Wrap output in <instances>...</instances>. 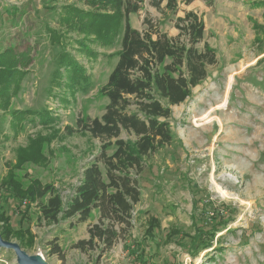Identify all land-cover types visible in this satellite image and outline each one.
Listing matches in <instances>:
<instances>
[{
    "label": "rangeland",
    "instance_id": "obj_1",
    "mask_svg": "<svg viewBox=\"0 0 264 264\" xmlns=\"http://www.w3.org/2000/svg\"><path fill=\"white\" fill-rule=\"evenodd\" d=\"M44 1L0 0V52L17 46L20 51L29 48L33 57L13 106L21 110L47 107L59 119L54 132L39 123H28L18 134L6 130L11 137L0 138V188L2 181L14 174L25 188L35 182L52 185L67 203L85 167L99 155L104 143L81 131L78 122L105 113L108 100L100 91L116 59L100 55L91 64L75 46L72 52L92 75L93 86L86 94L69 96V104L51 96V50L46 37L38 41L35 32L48 23L56 26L48 5L59 7L75 1H47V6ZM186 1L177 0L176 13L167 10L164 2L160 11L147 5L132 17L134 28L140 31L145 29L143 21L148 15L158 30L176 38L178 18L192 11L205 23V36L198 48L203 51L208 44L217 56L216 65L208 68L207 79L184 103L172 107L174 141L146 161L139 178L142 196L133 212L132 229L110 251L83 252L74 244L89 238L88 228L97 221L95 217L75 227L68 222L50 224L42 219L35 202L30 205L28 218L21 220L17 215L14 223L15 229L33 235V246L25 249L15 238L7 240L18 244L27 255L41 256L46 264H140L135 256L130 257L128 248L133 241L145 242L147 219L154 216L160 220L161 230L154 241L144 243L152 254L147 264H264V8L251 6L264 0ZM118 49V45L96 48L107 55ZM40 137L45 141L41 160L21 164V150H31L32 142ZM122 138L134 140L126 133ZM2 190L3 186L0 194ZM200 200L203 203L198 204ZM0 204L8 215L14 212L13 203L0 199ZM220 209L226 210L233 222L217 234L213 248L193 258L181 247L165 243L169 228L192 233L194 219L210 218ZM55 245L62 250L64 260L52 254ZM217 246L221 248L215 251ZM0 263L18 264L15 251L0 248Z\"/></svg>",
    "mask_w": 264,
    "mask_h": 264
},
{
    "label": "trees",
    "instance_id": "obj_2",
    "mask_svg": "<svg viewBox=\"0 0 264 264\" xmlns=\"http://www.w3.org/2000/svg\"><path fill=\"white\" fill-rule=\"evenodd\" d=\"M47 1L55 0H45L46 6ZM74 1L59 7L48 5L56 26L48 23L35 32V36L38 41L45 37L48 41L54 67L48 92L57 96L61 103L69 104V96L86 94L93 86L92 75L72 52L75 46V51L89 58L91 64L97 62L100 55L116 59L100 91L108 100L105 113L100 118H82L78 122L81 131L93 138H101L104 143L99 155L85 167L80 184L67 203L52 185L35 182L25 188L16 175L8 179L7 176L1 183L0 199L6 204L13 203L14 212L8 215L5 206L0 204V223L4 227L0 235L5 241L15 238L22 248L30 249L33 235L22 228L15 229L14 223L17 215H21V220L27 219L31 203L36 202L42 219L50 224L68 222L70 227H75L97 217V223L89 225V238L78 241L74 248L83 252L88 249L107 252L132 229L133 212L142 196L139 178L146 161L174 141L170 126L172 107L184 103L192 90L207 79L208 68L216 65L217 56L208 44L203 51L198 48L205 36V23L192 11L178 18L179 35L176 38L158 30L148 15L143 21V31L134 28L132 17L139 15L147 5L160 11L166 2L165 8L176 13L177 0ZM251 6L264 8V1ZM116 45L119 49L113 54L96 50L111 49ZM31 53L29 48L20 51L17 46L0 52V138L5 140L11 137L6 133L7 129L18 134L28 123H39L51 127L54 132L55 123L59 121L47 107L21 110L13 106L12 100L19 94L21 83L28 76L27 69L33 62ZM123 133L134 140L122 138ZM44 144V138L40 137L32 142L33 150H21V164L41 160ZM109 150H112L111 154ZM201 202L203 200L198 204ZM202 206L206 207L205 204ZM232 222L226 210L220 209L210 218L194 219L192 233L169 228L165 243L175 244L196 258L213 248L217 234L227 230ZM160 230V220L149 216L145 242L133 241V246L128 248L130 257L135 256L140 264H147L152 254L144 243L154 241ZM222 238L223 235L217 243ZM220 248L217 246L214 250ZM52 254L61 260L65 258L58 245L53 247Z\"/></svg>",
    "mask_w": 264,
    "mask_h": 264
},
{
    "label": "water",
    "instance_id": "obj_3",
    "mask_svg": "<svg viewBox=\"0 0 264 264\" xmlns=\"http://www.w3.org/2000/svg\"><path fill=\"white\" fill-rule=\"evenodd\" d=\"M0 248L3 250L15 251L18 264H46L45 262H41L38 257L27 255L18 244L11 241H5L1 235Z\"/></svg>",
    "mask_w": 264,
    "mask_h": 264
},
{
    "label": "bare ground",
    "instance_id": "obj_4",
    "mask_svg": "<svg viewBox=\"0 0 264 264\" xmlns=\"http://www.w3.org/2000/svg\"><path fill=\"white\" fill-rule=\"evenodd\" d=\"M41 262H44V259H42L41 256L38 257Z\"/></svg>",
    "mask_w": 264,
    "mask_h": 264
},
{
    "label": "crops",
    "instance_id": "obj_5",
    "mask_svg": "<svg viewBox=\"0 0 264 264\" xmlns=\"http://www.w3.org/2000/svg\"><path fill=\"white\" fill-rule=\"evenodd\" d=\"M94 220H97V217H95V219ZM95 223H97V221L96 222H94V223H92V224H95Z\"/></svg>",
    "mask_w": 264,
    "mask_h": 264
}]
</instances>
